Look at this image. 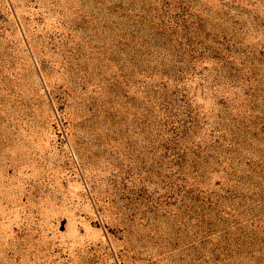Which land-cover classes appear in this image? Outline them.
Segmentation results:
<instances>
[{
	"label": "rangeland",
	"instance_id": "374dc122",
	"mask_svg": "<svg viewBox=\"0 0 264 264\" xmlns=\"http://www.w3.org/2000/svg\"><path fill=\"white\" fill-rule=\"evenodd\" d=\"M0 264H264V0H0Z\"/></svg>",
	"mask_w": 264,
	"mask_h": 264
}]
</instances>
